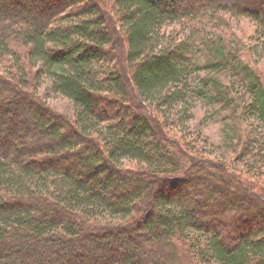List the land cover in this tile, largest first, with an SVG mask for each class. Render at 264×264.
Segmentation results:
<instances>
[{
  "label": "trees",
  "instance_id": "obj_1",
  "mask_svg": "<svg viewBox=\"0 0 264 264\" xmlns=\"http://www.w3.org/2000/svg\"><path fill=\"white\" fill-rule=\"evenodd\" d=\"M243 16L264 51V0H0V264H264V155L232 171L136 103L221 102L218 73L240 64L264 121ZM44 75L73 116L44 100Z\"/></svg>",
  "mask_w": 264,
  "mask_h": 264
},
{
  "label": "rangeland",
  "instance_id": "obj_2",
  "mask_svg": "<svg viewBox=\"0 0 264 264\" xmlns=\"http://www.w3.org/2000/svg\"><path fill=\"white\" fill-rule=\"evenodd\" d=\"M231 22L237 37L247 47L244 58L251 64V67L264 77V51L261 50L262 47L255 38L256 22L249 16L234 17ZM15 47L19 50L18 52L25 48L21 45H15ZM210 57L209 54H206L203 59L207 58L208 60ZM8 60H11V57H8ZM8 60L5 64L0 63V71L4 70L2 65L10 67ZM239 65H237V69H225L218 73L221 83L224 84L222 89L225 88L227 91L221 102L215 98V101L211 102V96L203 98L190 89L187 93L191 95L185 100L178 101L179 103L172 102L171 112L167 117L159 110L157 102L152 103L154 105L152 107L150 100L138 97L136 103L141 104L144 109H151L150 114H153L152 117L155 121L156 119L162 120L161 117L165 120L167 118L171 126L168 129L174 130V132L171 130V137H178V142H181L185 149L194 153L191 149L192 145L189 146L188 144L191 138H194L198 148L206 158L225 161L232 171L244 172L245 174H243L247 175L246 171L252 170L251 167H254L252 163L255 161L254 155L257 156L259 153L264 155V121L258 118V112L250 106L253 96L248 90L249 86H245L243 80V77H245L247 81H250L251 72L248 70L241 72ZM32 71L35 73V69ZM33 72L29 73L32 78ZM128 82L130 83V81ZM50 85L51 79L44 75L40 82L44 100L54 110L73 116L75 109L73 100L59 92H54ZM130 86L132 87V83H130ZM180 109L185 111L189 109L187 114H191L190 117L184 118L185 122L182 119L180 122L178 120L180 116L177 113ZM237 118L238 121L236 122ZM189 130H191L190 136L189 132H186ZM238 144L239 148L235 153ZM196 159L198 160V156H196ZM257 162L259 167L264 166L262 159ZM142 165L135 162H123L124 168L145 167ZM150 191L148 190L149 193ZM213 191L209 189L210 194ZM215 208L217 207L207 204V206L200 209V212L201 214H209ZM177 252L178 256L181 257V251L178 250Z\"/></svg>",
  "mask_w": 264,
  "mask_h": 264
}]
</instances>
